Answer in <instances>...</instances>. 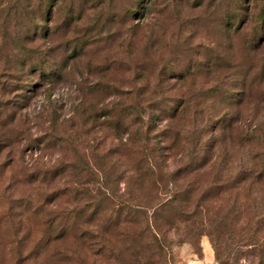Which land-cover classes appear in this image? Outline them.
<instances>
[{"label": "trees", "instance_id": "obj_1", "mask_svg": "<svg viewBox=\"0 0 264 264\" xmlns=\"http://www.w3.org/2000/svg\"><path fill=\"white\" fill-rule=\"evenodd\" d=\"M90 1L0 0V21L10 15L14 3L22 4L17 16L24 20L23 31L15 33L18 41L9 45L4 42L6 31L0 30V43L10 47V55H6L9 61L0 63V124H13V117L9 119L12 109L21 98H29L22 91L37 89L32 75L38 73L44 81L53 82L70 74L65 61L79 58L93 34L85 27L77 36L66 38L62 53L58 48L50 53V43L37 40L52 37L59 26L70 30L73 24L74 29L81 20L90 24L97 20L108 27L103 22L106 9L102 1L94 5ZM124 1L125 20L132 22L124 27L126 45L119 53L122 60H112L111 64L132 67L140 63L139 70L127 78L143 84L121 90L99 81L93 86L81 84L79 90L84 94L86 88L87 96L97 90L96 95H110L112 99L98 113L94 111L92 118L103 117L101 124L109 134L127 133V137L108 148L96 146L90 151L97 168L89 164L85 154L76 152L74 160L72 155L70 159L63 157L39 172L43 184L62 178L64 183L55 189L44 188L40 195L42 229L27 258L43 254L38 264H70L71 260L75 264L76 258L59 251L60 246L68 249L75 244L91 251L94 244L99 245L97 253L107 252L116 264H164L166 249L172 243L195 244L207 235L219 264H239L243 255H247V264H264V103L253 107L254 114L263 109V116L253 123L240 115L244 99H237L238 94L249 97L263 91L251 82L246 86L243 77L240 83L244 86L238 91H230L233 86L221 90L220 82L219 89L198 87L191 93L186 82L197 75L191 69L175 71L165 66L157 73L146 71L158 49H154L158 36L152 17L157 0ZM168 2L156 10L157 15L167 14ZM147 11L151 13L147 21H136L137 14ZM218 59L222 58L215 55L212 62ZM192 64L198 68L197 62ZM217 93L225 95L227 102L217 113L198 119L197 115L216 105L207 97ZM120 155L134 158L135 174L130 182L138 190L136 198L131 196L134 201L124 199L113 188L110 167ZM170 156L178 161L171 169L165 162ZM64 198L73 202L72 206L57 207V211L52 203ZM93 222L99 229L89 227ZM170 229L177 232L175 241ZM65 256L67 260L62 259Z\"/></svg>", "mask_w": 264, "mask_h": 264}, {"label": "rangeland", "instance_id": "obj_2", "mask_svg": "<svg viewBox=\"0 0 264 264\" xmlns=\"http://www.w3.org/2000/svg\"><path fill=\"white\" fill-rule=\"evenodd\" d=\"M98 1H102L106 9L103 22L113 32L110 34L108 27L97 23V20L92 24L81 20L74 29L73 24L70 30L59 26V29L53 28L56 33L52 37L45 38V41L37 40L42 44L50 43V53L56 48L62 53L66 48V38L77 36L85 27L91 29L93 34L87 46L88 53L86 48L76 60L65 61L70 74L53 82L44 81L46 79L40 78L38 73L32 75V82L38 84L37 89L30 87L22 91V95L29 98H21L18 106L12 109L9 119L13 117V124L9 121L0 124V264H38L40 259H44L43 254L35 259L27 258L42 229L38 200L44 188L51 190L62 187L64 178L43 184L41 177L37 176L39 172L63 157L70 159L72 155L74 160L73 154L76 152L85 154L89 164L94 166L97 160H93L90 151L96 146L99 149L108 148L127 137V133L119 136L109 134L101 124L103 117L98 120L92 118L94 111L97 112L112 99L110 95L104 96L102 92L96 95L99 93L97 90L92 96H87L86 88H83L84 94L79 90L81 84L93 86L99 81L121 90L144 82H133L127 78L139 70L142 66L140 63L135 62L132 67L127 63L121 66L111 64L112 60H122L119 53L123 52L126 45L123 43L124 27L132 22L125 20V1L92 0L90 3L94 5ZM166 1H169L167 14L157 15L156 10L160 11L162 3L165 5ZM21 5L14 3L10 15L0 21V30L4 28L6 31V44L18 41L15 33L24 29V20L17 16ZM154 10L153 31L158 38L153 43L154 49H158L152 53L151 67L145 65L146 71L157 73L158 69L165 66L175 71L191 69V72L197 73L186 82L191 93H195L198 87L204 90L209 87L219 89L220 82L221 90L233 86L230 91H238L244 86L240 83L244 77L246 86L251 82L252 86L263 92L249 97L238 94L240 97L237 99H244L240 115L253 123L263 116V109L258 108L254 114L253 107L260 101L258 105L264 103V18L261 17L264 0H157ZM139 16L137 14L136 21L141 23L147 21L151 13L147 11ZM52 24L53 21L50 26ZM0 42L3 43L1 36ZM2 43L0 57L3 58L0 63L9 61L6 55H10V47ZM70 52L69 48L67 53ZM215 55L222 59L212 62ZM132 56L135 57L134 54ZM194 61L198 68L193 66ZM207 98L216 101V105L212 104L208 113L197 115L198 119L217 113L218 107L228 100L225 95L218 96V93ZM165 162L169 169L178 164L174 156L168 157ZM135 167L134 158L127 155H120L119 161L110 167L116 193L133 201L138 193L130 184ZM72 204L66 198L52 203L60 209L70 208ZM58 208L57 211L60 210ZM89 227L99 229L94 222ZM169 234L173 241L178 237L174 229H170ZM98 246L93 244L91 251H87L75 244L68 249L61 245L59 251L70 252L76 258L75 264H116L107 252L97 253L95 249ZM246 256L240 258L239 264H247ZM62 259L68 258L65 256ZM166 259L164 264H219L207 235L200 236L195 244L172 243L166 249ZM58 263L63 264L62 261Z\"/></svg>", "mask_w": 264, "mask_h": 264}, {"label": "crops", "instance_id": "obj_3", "mask_svg": "<svg viewBox=\"0 0 264 264\" xmlns=\"http://www.w3.org/2000/svg\"><path fill=\"white\" fill-rule=\"evenodd\" d=\"M208 253H210V252H208ZM210 255H211V253H210Z\"/></svg>", "mask_w": 264, "mask_h": 264}]
</instances>
